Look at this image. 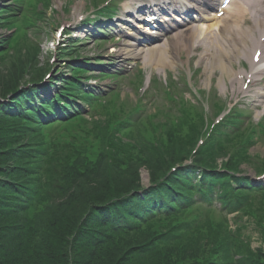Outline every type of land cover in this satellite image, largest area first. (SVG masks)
<instances>
[{"label": "trees", "instance_id": "trees-1", "mask_svg": "<svg viewBox=\"0 0 264 264\" xmlns=\"http://www.w3.org/2000/svg\"><path fill=\"white\" fill-rule=\"evenodd\" d=\"M21 82H7L0 96L6 97ZM28 127L0 106V264H229L233 260L236 243L223 227L203 230L169 221L159 229L129 222L121 228L127 216H135L137 203L135 198L123 201L126 205L115 200L140 187L139 176L131 175L138 171L131 165L150 160L134 157L130 150L116 154L117 150L107 152L102 147L99 159L91 161L85 155L91 151L97 155L98 149L74 148V139L62 146L65 154L45 158L40 144L47 142L46 135ZM166 158L156 167L151 164L154 181L171 163ZM111 211L117 215L114 223L106 215ZM161 233L168 236L163 247L157 241ZM247 251L244 264H264V254Z\"/></svg>", "mask_w": 264, "mask_h": 264}, {"label": "rangeland", "instance_id": "rangeland-1", "mask_svg": "<svg viewBox=\"0 0 264 264\" xmlns=\"http://www.w3.org/2000/svg\"><path fill=\"white\" fill-rule=\"evenodd\" d=\"M33 5L34 6L37 5L38 7L44 10L46 7L47 9L51 7V9H49L47 12L46 19L41 17L42 13L40 12L41 13L40 16L36 18L37 24L40 26V29L35 30L32 34L33 42L41 45L42 52H40V55L36 56L37 58L36 57L34 58L31 54H28L27 50H24L25 52H21L19 54L16 48L13 51L11 50V52H9L8 54H5L3 57H0V87H1L0 89H2V87L7 82L11 83L13 81L18 80L19 82L23 81L21 82L22 84L27 81L26 79H28V81H31L29 80V78H31L34 74H36L39 70L43 69L44 67H48L49 65L48 63L50 62V59L56 54L54 52L53 43L55 41L56 31L58 27L63 24L73 23L78 20L77 19L78 15L87 16L94 9L90 0H32L30 6L33 7ZM0 33H7V31L3 29L0 30ZM25 38H26L25 35L21 37L19 35L18 38L13 40L12 47H20L21 43L25 42ZM84 42L85 43H83L82 46L79 45L80 47L76 48V51L74 53V54H79L81 56V58H79L77 61H85V59L92 60L93 58H99V56L105 57L107 56L105 54L110 53L109 49H107L101 43L100 44L96 43L97 41L93 40L89 42V40H84ZM174 43L176 42L174 41ZM176 45L177 43L174 45L172 51L173 54L171 59L174 62L173 66H171L170 69H167L169 68L168 67L169 65H167L165 71L164 70L162 71L161 69H157L158 72H161L160 74H158V77L166 79V76L164 75L165 72H168L167 76H169V74L174 75L177 80L179 78L181 79L182 76L188 77L189 82L193 87V90L197 92L196 94L200 99L203 98V94L205 93L206 99L208 101V105H210L209 109L206 110L210 118L214 114L213 104L216 100L220 102H225L226 105L229 107L230 102L226 94L223 93V91L221 90L223 84H220L221 80L219 74L217 73L212 79V81H210V79H208L204 75L205 72L204 66H199L200 64L199 58L193 56L189 60L187 58V55L184 54V51L182 52V55L178 54ZM111 46L112 43L110 42L107 45V47H111ZM59 51L60 50H58V52ZM65 60L66 59L57 58L56 62L54 61L56 64H54V62L52 63L53 69L57 70L60 67L65 68V66H67L66 64L67 62ZM155 67L156 65L154 64L152 68ZM43 73L44 72H42L40 75L38 73L34 77L36 78L40 77ZM34 77L32 78L34 79ZM216 91H218V96L220 98H217V96H215L214 93H217ZM200 92H202V94ZM187 96L192 98L190 94H188ZM185 100L187 101L188 105H191L189 104L190 101L188 98H186ZM241 107L243 110L247 108L245 106V103H242ZM196 108L198 110L200 109L198 105L196 106ZM185 109H187V111H191L187 107H185ZM197 111L191 112L192 113L191 115L193 116L197 114L198 113ZM252 111L254 115L253 119L256 120L255 115L259 113V110H255L252 108ZM157 129L158 126L153 124L150 127V129L146 130V132L143 131V134L147 135L146 137H150L151 133L153 131H156ZM187 131L188 129H186L184 133ZM256 137L257 136H255L254 139H256ZM250 153L252 154V156H255V158L257 159L259 157H264V136L261 140L257 142L256 145L251 147ZM150 156L157 157L158 159H160L156 151L150 154ZM85 158H89L91 161H96L97 155L92 154L91 151L85 155ZM141 161L144 164H146L145 161L143 160ZM140 164L141 162H138L136 164V167L134 166V164L131 165L134 171H138L137 173L132 172L131 175L135 176L136 174V176H139V178L141 177V179L137 183L140 185L141 184L146 185L150 182V176H154V175H152V173H150V171L147 170L148 169L147 167H146L147 169L145 168L140 169L139 168ZM137 165L139 166L137 167ZM136 168L139 170H136ZM117 169H121V168L118 167ZM243 170L246 172H250L251 175H255V172L251 171V167L249 165H243ZM223 223L224 222H218L215 223V225H220ZM247 233H251V232L247 230ZM259 244L260 242L257 241V237L255 236L253 245L257 247Z\"/></svg>", "mask_w": 264, "mask_h": 264}, {"label": "bare ground", "instance_id": "bare-ground-1", "mask_svg": "<svg viewBox=\"0 0 264 264\" xmlns=\"http://www.w3.org/2000/svg\"><path fill=\"white\" fill-rule=\"evenodd\" d=\"M198 1V0H197ZM196 5L199 2L195 3ZM230 17L222 20V26L219 31L209 37L201 35L198 29L193 31L191 37L181 38L177 43V52L192 55L195 48L202 49L198 55L200 66L204 64V75L212 79L217 73L220 77V84L232 83L233 87L241 81L240 77L247 76L253 82V85L264 83V0H236L231 4ZM190 27L187 28L189 30ZM256 34L260 37L256 38ZM262 51V56L256 64L253 61L256 49ZM148 63L154 55V49L144 52ZM251 53V54H250ZM247 59L250 64L249 70L235 68L241 59ZM174 62L171 59V48L165 45L161 48L159 66L171 68ZM261 66V68H258ZM125 67V64H124ZM123 68V67H122ZM260 70L256 72L255 70ZM236 95V92H235ZM264 99V90L259 94ZM231 98H235L233 95ZM255 100H257L255 98ZM264 104V103H260ZM87 107V106H85Z\"/></svg>", "mask_w": 264, "mask_h": 264}, {"label": "snow or ice", "instance_id": "snow-or-ice-1", "mask_svg": "<svg viewBox=\"0 0 264 264\" xmlns=\"http://www.w3.org/2000/svg\"><path fill=\"white\" fill-rule=\"evenodd\" d=\"M259 55V54H258Z\"/></svg>", "mask_w": 264, "mask_h": 264}]
</instances>
